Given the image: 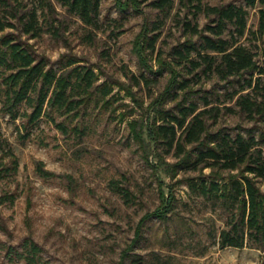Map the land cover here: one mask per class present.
<instances>
[{"label": "rangeland", "instance_id": "374dc122", "mask_svg": "<svg viewBox=\"0 0 264 264\" xmlns=\"http://www.w3.org/2000/svg\"><path fill=\"white\" fill-rule=\"evenodd\" d=\"M48 1L51 9L45 10L41 20L44 29L52 25L57 36L48 32L34 39L23 36L30 50L54 70L76 59L94 69L97 85L103 84L111 93L104 96L95 90L77 112L55 116L64 132L47 116L34 124L23 117L14 120L1 111L0 103V264H29L19 257L27 255L31 243L39 249L35 264H133V260L141 264H264V250L220 248V232L238 205L200 190L203 183L207 187L212 182L229 183L241 170L196 164L195 144L185 146L179 156L174 150L167 154L163 145L150 143L149 150L137 135L147 143L146 127L162 123L165 112L177 113L179 103L195 102L202 108L204 98L220 105L227 89L237 85L197 71L198 76L190 74L189 88L173 90L175 97L165 96L171 68L180 71L172 66V49L188 40L198 41L184 33L182 23L190 20L203 28L209 19L203 14L195 19L180 0H173L172 8L165 11L153 7L154 0H100L96 25L87 26L67 11L62 0ZM202 3L243 5V0ZM258 17V7L248 8L249 32L240 43L263 61L264 34L259 40L250 34L258 29ZM7 32H0V37ZM143 35L147 40L157 36L154 50L147 49ZM180 73V79L184 78L186 74ZM161 99L162 103L157 102ZM227 105L234 107V103ZM24 110L19 107L20 114ZM207 124L206 141L217 134L250 130L256 136L264 134V125L247 122L238 112L222 111ZM39 164L51 173L48 177L39 174ZM257 183L264 192V182ZM162 195L171 200L170 210L164 219H146L137 238L143 217L164 207ZM5 196L12 199L1 200ZM134 241L133 250L122 260Z\"/></svg>", "mask_w": 264, "mask_h": 264}, {"label": "trees", "instance_id": "16d2710c", "mask_svg": "<svg viewBox=\"0 0 264 264\" xmlns=\"http://www.w3.org/2000/svg\"><path fill=\"white\" fill-rule=\"evenodd\" d=\"M37 1L29 5L22 0H0V32L8 30L0 37L1 111L14 120L23 117L28 124H34L47 116L56 128L64 132V125L56 122L55 116H69L77 112L95 90L104 96H108L111 90L103 84L97 85L99 79L94 69L80 65L76 59L68 60L60 70L48 68L46 60L37 59L23 36L34 39L44 32L57 36V31L51 29L52 25L44 29L41 20L45 10L51 9L50 2ZM202 1L180 0L184 7L193 12L195 19L203 14L209 22L203 28L199 27L198 22L192 24L190 20L182 23L184 33L197 37L198 41L188 40L172 49V66L180 71L171 68L172 76L165 96L175 97L173 90L189 88L193 81L190 74L196 72L192 76H198L197 71L207 77L215 75L222 82L230 85L235 82L237 85L227 89L220 105H212L204 98L202 108L195 102L179 103L177 113L165 112L162 123L154 125L153 122V125L146 127L147 143L141 134L137 135L149 150L150 143L154 146L163 145L167 154L174 150L179 156L185 153V146L195 144L198 150L196 164L225 171L241 170L229 183L220 185L212 182L208 187L203 183L200 190L207 196L220 194L222 198L233 200L238 205L237 213L227 220V228L220 232V248L251 247L264 250V192L257 183L258 180L264 182V134L259 132L256 136L250 130L246 134H217L208 141L204 139L208 136L207 121H216L222 111L231 115L238 112L247 122L264 125V60L259 61L250 47L240 43V39L249 32L248 8L258 7L259 16L258 29L250 34L255 40L264 34V0H243V5L228 3L222 6L203 5ZM62 4L85 25H96L100 0H62ZM152 6L160 11L169 10L173 0H154ZM156 28L159 26L154 27V30ZM142 39L148 50H154L157 36L147 40L146 35H143ZM143 46L142 42L138 50L142 51ZM162 72L163 69L155 73L160 75ZM180 72L186 74L182 79ZM141 78L149 84V79L144 75ZM139 84L140 80L136 79V85ZM227 103H234V107ZM21 106L25 107L22 114L19 113ZM14 164L13 170H16L17 163L14 161ZM41 165L37 171L42 177H48L51 173ZM124 194L126 196L127 193ZM162 198L165 200L164 207L145 215L139 222L137 238L146 219H164L167 215L171 200H166L164 195ZM11 199L12 196H5L1 200ZM135 243L122 254V260L133 250ZM38 252V247L31 243L27 255L19 258L35 264ZM133 264H141V261L133 260Z\"/></svg>", "mask_w": 264, "mask_h": 264}]
</instances>
